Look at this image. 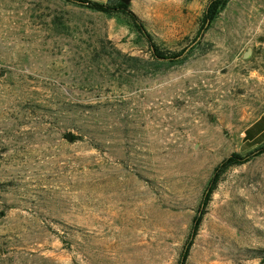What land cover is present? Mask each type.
Instances as JSON below:
<instances>
[{
	"label": "rangeland",
	"instance_id": "obj_1",
	"mask_svg": "<svg viewBox=\"0 0 264 264\" xmlns=\"http://www.w3.org/2000/svg\"><path fill=\"white\" fill-rule=\"evenodd\" d=\"M209 3L130 0L161 50H187L169 64L122 14L0 0V264H178L215 167L250 152L187 264H264V153L244 139L264 0H230L196 42Z\"/></svg>",
	"mask_w": 264,
	"mask_h": 264
},
{
	"label": "trees",
	"instance_id": "obj_2",
	"mask_svg": "<svg viewBox=\"0 0 264 264\" xmlns=\"http://www.w3.org/2000/svg\"><path fill=\"white\" fill-rule=\"evenodd\" d=\"M70 3L78 4L82 7L90 9L95 12H100L108 15L113 14H122L126 16L136 31L151 44V51L153 56L157 59L158 62L164 63L168 62L169 64H178L185 60V53L187 50H182L180 52H166L161 50L154 42L152 35L148 32L144 22L139 18V16L131 10L130 5H126L122 0H108L106 3H100L92 0H65ZM230 0H210V3L205 11L203 24L197 33V37L195 41L204 34V31L209 29V27L214 23V21L219 16L220 12L226 8ZM247 138L249 134V130L245 131ZM75 139V138H74ZM249 148L257 147L254 151L257 155H261L264 153V143L258 145L257 140L253 142L247 143ZM253 152H250L247 156H243L238 153H233L226 159H224L220 164H218L212 176V179L209 183V186L205 192L204 199L202 201V209L194 218V224L192 227V232L189 237V241L182 252L181 259L178 264H187L191 246L193 244V240L198 234L199 228L203 221V216L209 202L211 201L222 175L231 167L242 165L249 161L250 156ZM262 262H264V251H261L260 256Z\"/></svg>",
	"mask_w": 264,
	"mask_h": 264
},
{
	"label": "crops",
	"instance_id": "obj_3",
	"mask_svg": "<svg viewBox=\"0 0 264 264\" xmlns=\"http://www.w3.org/2000/svg\"><path fill=\"white\" fill-rule=\"evenodd\" d=\"M249 130V134L247 138L245 139L246 143H250L255 141L257 138H260L264 134V112L263 114L255 121L253 122L246 131ZM246 132L245 136L246 137Z\"/></svg>",
	"mask_w": 264,
	"mask_h": 264
},
{
	"label": "water",
	"instance_id": "obj_4",
	"mask_svg": "<svg viewBox=\"0 0 264 264\" xmlns=\"http://www.w3.org/2000/svg\"><path fill=\"white\" fill-rule=\"evenodd\" d=\"M122 1H123L126 5H129V3H130V0H122ZM251 54H252V50L249 49V50L245 53L244 58H246V59L250 58ZM68 138H69V140L71 139V135H70V134H69Z\"/></svg>",
	"mask_w": 264,
	"mask_h": 264
}]
</instances>
